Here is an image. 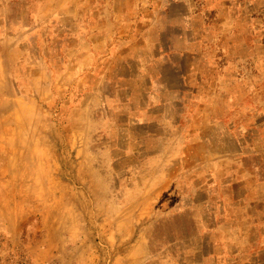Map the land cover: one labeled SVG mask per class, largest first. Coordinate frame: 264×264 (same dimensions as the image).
I'll return each mask as SVG.
<instances>
[{"label":"rangeland","instance_id":"374dc122","mask_svg":"<svg viewBox=\"0 0 264 264\" xmlns=\"http://www.w3.org/2000/svg\"><path fill=\"white\" fill-rule=\"evenodd\" d=\"M203 22L211 62L190 98L239 141L213 126L144 142L130 85L107 80ZM259 181L264 0H0V264H264V188L243 200Z\"/></svg>","mask_w":264,"mask_h":264},{"label":"crops","instance_id":"0c3cea01","mask_svg":"<svg viewBox=\"0 0 264 264\" xmlns=\"http://www.w3.org/2000/svg\"><path fill=\"white\" fill-rule=\"evenodd\" d=\"M185 2L180 1L179 4ZM178 4V5H179ZM187 12L196 14L192 9H187ZM191 14V15H192ZM197 15L201 16L198 12ZM208 25L203 22L197 24L192 28L182 27L177 34L172 36V39L164 42L165 40L158 41L159 54L146 59L139 72L135 75H117L110 76L107 80L109 83L116 84L119 82V77H122L130 85L126 87L127 97L123 101L124 106L127 108V126L129 128L138 127L143 131L144 142H151L159 139V130L162 132H172L176 134L178 138L176 140L185 144V147L197 140L201 133V128L213 127V126H225L226 133L222 139L233 141H239L237 134L230 132L229 123H225L224 119H215L213 117L212 106L204 101V97H201V101L198 97V101L191 100V96L203 95V76L201 72L207 68L211 59L208 56L207 48H209L203 35L207 34V31L214 28L213 25ZM192 32L193 37L188 40L185 34ZM169 35V33L167 34ZM201 35V37H200ZM192 48V49H190ZM200 75V79L194 80L195 76ZM124 77V78H123ZM125 91L121 86H117L115 91L108 101L117 94ZM189 96V97H188ZM111 111H116L115 108H109ZM205 116V118H204ZM167 140H171L166 138ZM241 153L229 157L228 153H221L220 158L217 159V163L226 162L227 160H238ZM264 188V182H257L255 187H247L245 193L246 198L250 197L251 192ZM229 187V185H228ZM249 188V189H248ZM230 220L224 218V222L220 221L215 230L224 228V226ZM229 228L230 235L228 238L233 237L234 233ZM259 240L264 239V232H260L258 235ZM257 248H254V253ZM260 253L264 251V246L258 249ZM257 254V253H255ZM223 264H230L226 262L229 259V254L223 253Z\"/></svg>","mask_w":264,"mask_h":264}]
</instances>
